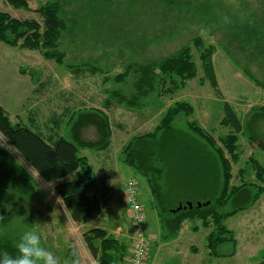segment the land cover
Wrapping results in <instances>:
<instances>
[{
    "label": "rangeland",
    "instance_id": "rangeland-1",
    "mask_svg": "<svg viewBox=\"0 0 264 264\" xmlns=\"http://www.w3.org/2000/svg\"><path fill=\"white\" fill-rule=\"evenodd\" d=\"M44 1L29 0L30 9H22L0 0V11L20 19L34 18L41 23L35 8ZM62 2L61 15L67 29L62 33L58 48L65 53L63 63L45 58L39 50L10 46L0 41V105L12 121H27L26 118L31 116L36 121L37 129L47 134L50 131L46 123L53 116L62 113L67 122L64 121L63 125L68 128L69 119L75 112L98 107L108 115L113 132L110 142L113 150L116 147L121 149V145L131 136L153 130L169 104L185 100L193 106L188 120H194L218 140L231 130L228 125L221 123L224 115L222 104L226 100L233 106L241 122L245 121L248 126L246 136L240 133L237 137L235 151L238 158L236 162H230L229 185L260 183L255 178L254 170L247 166V161L254 158L264 165V115L256 112L260 106L264 107V89L245 75L243 70H250L260 82H264V0H175L171 6L160 0ZM225 16L230 18L231 23L224 22ZM195 36H200L203 45L210 44L213 48L211 59L221 98L216 96L211 83L204 77L199 50L192 46L191 53L197 71L195 77L187 79L184 85L171 92L162 89L157 98L152 97L138 109L116 102H112L109 108L103 106L109 91L117 87L125 89L133 83L138 63L171 55L190 44ZM82 63L99 68L100 72H91L87 68L80 72L67 69L68 65ZM128 63L133 64V67L125 83L114 82V75L125 69ZM184 122L183 115L177 116L175 124L184 127ZM28 127L35 129L30 125ZM83 130L84 139L97 138L94 126H85ZM66 132L63 135L69 137L70 133ZM247 136L255 137L256 140H250ZM0 144L23 165L41 191L40 197H0V217H3L0 219V228L5 232L16 233L34 226L41 233L42 246L62 261L66 260V248L76 246L82 264H97L92 262L93 256L83 241L84 229L66 222L70 217L55 197L54 184L44 181L1 133ZM80 152L91 157L95 150L81 149ZM226 156L229 155L226 153ZM119 164L124 166L121 162ZM127 174L125 170H117L115 180L121 183ZM135 179L140 180L137 181L140 182L137 197L145 207V229L155 238L148 250L149 264H189L193 262L190 257H196L189 247L191 243L199 249V264H256L262 258L264 193L249 207L237 210L224 219L236 243H223L218 250L220 253L233 252V255L214 257L207 253L204 239L210 227L199 226V229L193 230L191 225L195 222L191 220L187 221L191 224V230L180 237L183 247L177 252L168 246L160 248L163 239L159 236L160 221L152 205V195L143 176L136 174ZM178 196H188L189 200L185 201L201 202L205 193L202 189L194 188ZM229 207L226 206L224 210H229ZM126 215L128 218V212ZM106 216V213H102L94 223L103 225L101 220ZM111 221L112 218L110 224ZM115 225L112 224V227ZM127 228L126 233L130 237L129 219ZM120 237L128 240L126 236Z\"/></svg>",
    "mask_w": 264,
    "mask_h": 264
},
{
    "label": "trees",
    "instance_id": "trees-1",
    "mask_svg": "<svg viewBox=\"0 0 264 264\" xmlns=\"http://www.w3.org/2000/svg\"><path fill=\"white\" fill-rule=\"evenodd\" d=\"M5 1L14 8L30 9L29 0ZM160 1L168 6L175 4V0ZM62 6V0L40 3L35 11L41 17V23L34 18L20 19L0 11V41L10 46L39 50L45 58L63 63L65 53L58 48L62 33L67 29L61 15ZM192 46L199 50L204 77L209 80L216 95L220 96L211 59L213 48L210 44L203 45L200 36H195L190 44L171 55L138 63L133 83L125 89L117 87L109 91L103 106L109 108L112 102H116L138 109L152 97L157 98L162 89L171 92L184 85L187 79L195 77L197 71ZM68 67L73 68L74 72L83 69L82 64ZM85 67L91 72H100L94 66ZM131 67L133 64L128 63L125 69L116 73L114 82L123 85ZM243 73L264 89V82H260L250 70L245 69ZM154 103L157 105L156 100ZM222 107L224 115L221 123L231 130L218 140L194 120H188V115L193 111L191 103L177 100L164 109L153 130L131 136L119 151V158L143 176L149 186L152 205L160 221L161 238L168 240L176 237L183 223L191 220L195 222L191 225L192 229L210 227L205 240L208 254L214 257L233 255V252L220 253L218 250L223 243H236L224 219L237 210L249 207L264 193V165L254 158L247 161V166L254 170L255 178L260 183L229 185L230 162H236L238 158L235 151L237 137L240 133L245 135L248 126L245 121L241 122L228 101L223 100ZM256 112L264 115V107L260 106ZM179 115L184 116V127L175 124ZM58 117L50 118V132L44 134L37 127L34 130L22 121H12L0 105V133L44 181L54 183L53 191L70 218L76 223H85L100 215L106 199L103 191L97 187L92 165L80 150L106 149L110 143L111 124L107 113L101 108L77 111L69 119L66 133L70 135L66 137L57 132L62 122ZM88 125L96 129L95 140H86L81 136V129ZM247 137L256 140L255 137ZM194 188L204 190L205 198L201 200V205L191 202L192 207L176 209L179 204L187 202L184 199L189 200L188 196L181 198L178 194ZM0 191V197L8 199L41 196L32 176L1 144ZM226 206L231 207L226 211ZM197 221L200 224H196ZM33 228L30 226L25 231ZM25 231L12 233L0 228V253L7 251L15 255V245ZM83 241L97 264H121L127 253L126 242L103 227H90L83 231ZM71 249L72 246H68L65 250L66 260L71 258ZM256 264H264V253Z\"/></svg>",
    "mask_w": 264,
    "mask_h": 264
},
{
    "label": "crops",
    "instance_id": "crops-1",
    "mask_svg": "<svg viewBox=\"0 0 264 264\" xmlns=\"http://www.w3.org/2000/svg\"><path fill=\"white\" fill-rule=\"evenodd\" d=\"M76 65H81V64H76ZM86 65L89 66V64H83L82 63L83 68H87V67H85ZM213 68H214V66H213ZM67 69H69L71 72H74V71H72L73 68H69L67 66ZM79 69H82V68H78V70ZM78 72H80V71H78ZM214 73H215V68H214ZM215 76H216V73H215ZM216 81H217V77H216ZM217 85H218V82H217ZM218 89H219V87H218ZM219 92H220V90H219ZM217 97L221 98V96H217ZM56 116L57 117L59 116L58 118L62 119V122L60 124V129L57 132L59 134L63 135L67 131V127L63 125L64 121H65V123H67L66 120H65L66 118L62 115V113L57 114ZM56 116H54V117L57 118ZM16 120L20 121L18 119H16ZM26 120L27 121H22V122L24 124L32 126V128H36L37 127L36 124H35L36 121L33 120V118L31 116H28L26 118ZM50 121L51 120H48V122L46 123V124H48V126H47L48 130H50L51 126H52V123H50ZM83 134H84V130L81 131V136H84ZM112 139H113V132L111 133L110 142L112 141ZM122 145H121V147H122ZM111 147H112V144L109 143V145H108V147L106 149L95 150V152L91 155V157H87L85 154L84 155L87 157L89 163L92 165L94 173H95V177H96L97 182H98L97 183V185H98L97 187H98L99 190L103 191L104 198L106 199L105 200L106 203H105L104 207L101 209L100 215L102 213H106L107 216L101 220L103 225H100L99 227L105 228L109 233H114L113 235L115 237H117L119 240H122V241L126 242V244H127V253L125 255V258H127V256L129 255V251H130V237H128V235L126 233V232H128L127 231V229H128L127 228L128 218H127V215H126L127 205H126V202L124 200L123 187H124V182L126 181L127 178H129V176L136 177V174H138V173L134 172V169L132 167H130L129 165L125 164L119 158V151H120L119 148L120 147H118V148L116 147L115 148L116 150L115 149L112 150ZM116 151H117V153H116ZM105 161H108V162L105 163ZM120 162L123 163L124 166H120V164L118 166V163H120ZM122 167H124V168H122ZM121 169L125 170L126 172H128V174H127L128 177L126 176L121 183H118L115 180L114 176H117V170L121 171ZM138 179H137V181H140ZM49 183H52V182H49ZM139 184H140V182L138 183V186H139ZM147 186H148V184H147ZM148 189H149V186H148ZM149 192H150V189H149ZM55 197L58 198L59 204L62 205V207L64 208V211L69 216L68 211L64 207V205L62 204L60 198L56 194H55ZM144 209H145V207H144ZM100 215H98L94 219H92V220H90L88 222H85V223H76L71 218H68L69 222L68 221H66V222L68 224L71 222V224H69V225L77 227L78 229L79 228H81V229L83 228L84 230H86V229H88L90 227H97L98 226V225H96V223H94V221ZM110 218H112L111 224L109 223ZM60 220L61 219L59 218L58 221L61 222ZM112 224L113 225L117 224V225L112 227ZM189 225H191V224H189L187 221H185L183 223L182 227L179 229V232H178L177 236L172 238V239H168V240H164L163 239V243L161 244L160 248L164 247V246L165 247L168 246V247H171L174 251L177 252L179 248L183 247L181 245L182 242H180V237L182 235H184L187 230H191L192 229L191 227H190L191 229L189 228ZM187 226H188V228H187ZM193 230H197V229H193ZM159 234H160V232H159ZM151 235H152V238H153L152 242H155L154 235L153 234H151ZM120 236H126L128 238V240L124 239V238H121ZM204 239H205V236H204ZM189 247L192 248V250L194 252V255H196V257L195 256L190 257V260H193V262H190L189 264H199L200 262L198 263V259H197V255H198V252H199L198 250L199 249L193 243L189 244ZM170 252H171V250H170ZM231 256H228V257H231ZM146 261L148 262V258H147ZM92 262L93 263H97V261H96V259L94 257H93V261ZM147 264H149V262Z\"/></svg>",
    "mask_w": 264,
    "mask_h": 264
},
{
    "label": "clouds",
    "instance_id": "clouds-1",
    "mask_svg": "<svg viewBox=\"0 0 264 264\" xmlns=\"http://www.w3.org/2000/svg\"><path fill=\"white\" fill-rule=\"evenodd\" d=\"M224 22L231 23V20L225 16ZM41 240L39 229L25 231L15 245L16 254H10L7 251L0 253V264H81L80 252L76 246H72L71 258L62 261L60 257L42 246Z\"/></svg>",
    "mask_w": 264,
    "mask_h": 264
},
{
    "label": "built area",
    "instance_id": "built-area-1",
    "mask_svg": "<svg viewBox=\"0 0 264 264\" xmlns=\"http://www.w3.org/2000/svg\"><path fill=\"white\" fill-rule=\"evenodd\" d=\"M137 182L129 178L124 185V199L130 224V251L123 264H146L152 236L144 229V210L137 199Z\"/></svg>",
    "mask_w": 264,
    "mask_h": 264
},
{
    "label": "water",
    "instance_id": "water-1",
    "mask_svg": "<svg viewBox=\"0 0 264 264\" xmlns=\"http://www.w3.org/2000/svg\"><path fill=\"white\" fill-rule=\"evenodd\" d=\"M196 205H197V206H200L201 203H200V202H197ZM186 206L192 207V203H191L190 201H187L184 205L179 204V205L176 207V209H180V208H182V207H186ZM176 209H174V210H176Z\"/></svg>",
    "mask_w": 264,
    "mask_h": 264
}]
</instances>
